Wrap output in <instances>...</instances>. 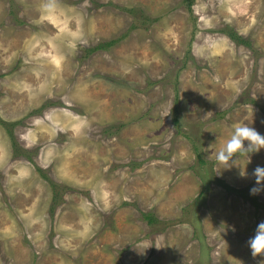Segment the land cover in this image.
<instances>
[{"label":"rangeland","instance_id":"obj_1","mask_svg":"<svg viewBox=\"0 0 264 264\" xmlns=\"http://www.w3.org/2000/svg\"><path fill=\"white\" fill-rule=\"evenodd\" d=\"M0 118V264L264 260V149L215 160L264 134V0H0Z\"/></svg>","mask_w":264,"mask_h":264},{"label":"clouds","instance_id":"obj_2","mask_svg":"<svg viewBox=\"0 0 264 264\" xmlns=\"http://www.w3.org/2000/svg\"><path fill=\"white\" fill-rule=\"evenodd\" d=\"M245 141H247V144L244 143ZM261 149H264V134L259 133L255 128L250 127L249 124L238 123L234 126L230 136L216 152L215 160L217 164L229 165L230 161L235 164L236 154H246L249 161V154L259 152ZM220 170L216 174H219ZM246 174L243 166V168H240L239 175L243 177ZM251 174L255 178V184L249 189V194L256 195L264 189V184L261 183L264 181V166L257 165ZM247 245L253 258L258 255L264 257V220L257 224L254 235L248 239ZM149 246L160 248L159 245L149 244ZM260 264H264V260H261Z\"/></svg>","mask_w":264,"mask_h":264},{"label":"trees","instance_id":"obj_3","mask_svg":"<svg viewBox=\"0 0 264 264\" xmlns=\"http://www.w3.org/2000/svg\"><path fill=\"white\" fill-rule=\"evenodd\" d=\"M186 2L187 8L189 11L192 12V6H193V0H184ZM226 31V30H225ZM224 32V31H223ZM226 34L229 36V38L234 41L236 44H240V45H245L247 47H250L251 44L249 41H247L245 38H243L242 36L238 35L236 32L234 31H226ZM117 40H112L109 42H103L101 44H98L97 46L94 47H90L86 50L88 55H91L97 51L100 50H108L110 47H112L113 45L117 44ZM19 123H7L4 122L1 118H0V125L2 127H4V129L6 130L7 134L9 135V137L12 140V146L14 149V154L15 157L20 158V157H25L28 161L30 162H34L33 159L31 158L30 155L23 153V154H19L20 151H25L27 153H31L28 150H20L18 147V143L15 139V135H14V128L18 125ZM40 173H43V171L41 169H39ZM44 177V179L48 182H50V186H51V190L53 193V200H55V205L57 204V200L60 201L61 197H60V190H59V185L56 184L50 177H47L46 175H42ZM60 202H58L59 204ZM55 207L52 206L51 207V212ZM143 219H145L149 224L154 223L153 221V215L150 213H146L142 215Z\"/></svg>","mask_w":264,"mask_h":264}]
</instances>
